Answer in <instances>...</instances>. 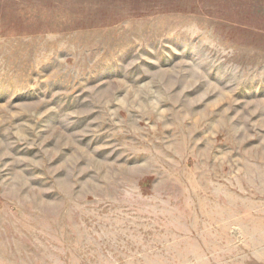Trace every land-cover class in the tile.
<instances>
[{
	"label": "rangeland",
	"instance_id": "1",
	"mask_svg": "<svg viewBox=\"0 0 264 264\" xmlns=\"http://www.w3.org/2000/svg\"><path fill=\"white\" fill-rule=\"evenodd\" d=\"M0 264H264V0H0Z\"/></svg>",
	"mask_w": 264,
	"mask_h": 264
}]
</instances>
